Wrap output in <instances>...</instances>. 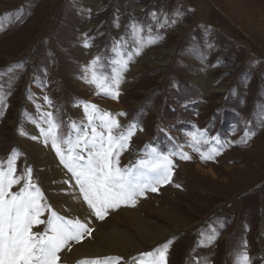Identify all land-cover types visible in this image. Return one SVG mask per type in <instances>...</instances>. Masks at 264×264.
<instances>
[{"label": "rangeland", "instance_id": "374dc122", "mask_svg": "<svg viewBox=\"0 0 264 264\" xmlns=\"http://www.w3.org/2000/svg\"><path fill=\"white\" fill-rule=\"evenodd\" d=\"M80 1L86 0H0V163L6 167L7 158L18 153L16 175L31 168L45 202L65 216L57 197L66 191H48L43 187L47 179L33 177L38 160L20 145V138L35 140L30 124L46 130V113H52L59 134L66 137L73 122L85 126L76 110L80 105L111 104L115 109L109 112L121 125L114 132L135 124L144 135L131 138L136 154L128 159L124 151L121 168L135 164L152 147L191 156L180 159L184 171L177 178L174 171L166 184L172 189L160 195L158 188L153 192L158 197L148 199L142 209L159 224L168 223L160 209L176 210L193 226L171 232L155 245H142L141 254L132 250L126 258L110 257L131 264L140 255V263L148 259L142 254L168 245L167 264H234L246 241L251 264H264V0H98L93 26L84 32ZM153 12L168 23L160 27ZM133 23L150 25L151 35L160 39L144 48L148 57L143 53L141 61L134 57L130 62L129 71H135L120 85L118 99L79 86L78 80L85 81L78 51L82 35L92 38V60L101 57L98 71L110 75L113 43L119 35L129 39ZM199 71L224 89L206 93L192 77ZM195 129L207 130L209 139L220 138L219 155L201 160L187 146V133ZM109 221L117 223L113 217ZM212 229L218 238L205 245Z\"/></svg>", "mask_w": 264, "mask_h": 264}, {"label": "snow or ice", "instance_id": "6c2138e0", "mask_svg": "<svg viewBox=\"0 0 264 264\" xmlns=\"http://www.w3.org/2000/svg\"><path fill=\"white\" fill-rule=\"evenodd\" d=\"M151 15L159 22L160 27L168 23L166 18L160 22L155 12ZM116 26L119 27V24ZM128 27L131 29L129 39L121 36L113 43L114 57L108 61L111 65L110 75L98 71L103 68L101 57H96L84 68L82 78L85 82L95 85L98 94L103 92L111 99H118L123 74L134 57L141 55L144 48L156 44L160 39L151 35L150 25L133 23ZM145 27L148 33L146 36ZM91 39L85 34V48L92 47ZM44 99L47 101L48 98ZM3 101L4 95L0 94V104ZM84 112L88 124L82 129L73 122L66 137L59 134L60 125L53 121L52 113H46L48 128H42L41 133L46 145L51 142L60 163L71 173V178H74L83 202L98 220L103 221L110 210L115 211L122 205L134 207L137 199L145 196L146 192H156L160 186L171 183L176 167L173 157L178 156L186 161L191 159L187 152L164 153L152 147L137 159L135 164L121 168L120 155L128 150L137 126L131 124L126 130L114 132V129L121 128V125L112 113L90 104L84 105ZM97 119L100 121L98 125L94 123ZM187 136L190 138L187 146L197 153L201 160H211L220 154V138L209 139L207 130L195 129L188 132ZM212 141H215V144ZM204 145L208 146L207 150L202 147ZM17 156L18 153L13 151L7 158L6 167L0 163V264H60L59 254L65 249L71 251L73 242L81 243L86 236H91L94 229L89 226L90 221L66 218L54 211L45 202L41 188L33 182L31 168H26L19 176L16 175ZM17 185L20 187L13 192V187ZM46 212L47 217L42 219ZM39 225H44L43 230L34 232L33 228ZM218 235L216 230L212 229L211 234L207 235L202 243L211 245ZM168 250V245H165L154 253H144L142 255L148 259L142 260L140 264H167ZM121 259L92 258L82 260L79 264H120ZM234 264H251L246 241L243 250L235 257Z\"/></svg>", "mask_w": 264, "mask_h": 264}, {"label": "bare ground", "instance_id": "6f19581e", "mask_svg": "<svg viewBox=\"0 0 264 264\" xmlns=\"http://www.w3.org/2000/svg\"><path fill=\"white\" fill-rule=\"evenodd\" d=\"M80 3L83 4L84 7V15L86 20L85 24L87 26L84 28V32L86 31V29L93 26L92 16L95 14L94 12L98 10L99 4L98 0H86L80 1ZM132 6L135 7L134 3L132 4ZM82 38L84 40V35H82ZM118 38H120V35ZM78 51L79 55L83 59L84 65H90L92 61L93 48H85L83 45H79ZM143 53L144 56L148 57L149 52L148 50L146 51V49H144L141 52V55L135 56L138 61H141L140 57L143 56ZM129 70L130 69L128 68V70L124 72V79L121 82V86L126 84L129 75L135 71L134 69L131 71ZM201 71L197 72L194 75L192 74V77L206 93L218 92L224 89L223 86L217 84L219 82L213 83L208 74L204 73L205 71ZM78 83L79 86L90 91H93L94 88H96L95 85L86 83L85 81L78 80ZM44 104V106L47 107L45 101ZM99 109L109 112V110H114L115 107H113V105L111 104H102L100 105ZM76 110L81 116L82 121H84L85 125H87L88 119L84 112V105H80L78 108H76ZM118 117L122 119V117ZM94 123L98 125L100 121L97 119L96 121H94ZM24 125H26V122H23L22 128L24 127ZM29 130L35 135V140L30 141V139L28 140L25 137H21L20 145L28 152L30 156L34 155V157L38 160V165L35 166L37 167V172L33 177L36 178L35 176H37L40 178L41 176H43L45 179H47L49 182L44 184L43 187H45V189H47L48 191H54L55 189L57 191L59 189L65 190V195H62L61 193L59 195L57 194V199L61 200L62 202L60 203L61 205L58 206V209H60L67 218H79L82 222L90 221L89 226L94 229L92 238H89L90 236H86L84 242H81L79 244L73 242L71 244V251L65 249L59 254L61 257L60 264H73L78 258L85 260L92 258L110 257L115 255H121L126 258L129 254L128 252L132 250H134L135 253L137 252L141 254L144 252V248L142 245H155L156 243L164 239L169 233L182 229H188L193 226V224H190L186 219L182 218L180 214L176 212V210L173 211L160 209V216L168 222V226L167 224L154 223L150 219V217H147L146 214H144V210L142 209V206L147 202L148 199L158 197L155 196L153 192H146V194L148 193V196L145 194L143 198L139 197L134 207L124 206L113 212L111 211L112 214L110 213L111 217L109 219L111 220L113 217V219H115L117 223L114 224L112 222V224L110 223L109 219L105 222H99L98 219L95 218L91 211L81 201V197H79V195L77 194L79 189L75 187L76 185L74 178H71V173H69L60 163L59 157L56 156L54 149L51 147V142L49 141L47 145L44 143L45 138L41 133V129L36 127L35 125L30 124ZM87 130L90 131V129ZM143 136L144 135L141 131H137L133 138H136L138 140L142 139ZM125 152L128 159L136 154L135 149L133 150L132 143H129V148ZM173 161L176 165V167L174 168V171H176L174 178H177L180 173L184 171V165L180 159L173 158ZM38 166H40L42 169L39 170ZM56 180L57 182H55ZM159 189L161 192L160 195H162L164 192L166 193L168 190L172 189V187L164 184L160 186ZM49 193L52 194V192ZM41 218L45 219L46 214ZM122 225H127L130 230L124 228V226L122 227ZM34 228L42 231L44 225H39ZM134 233L136 236H134ZM140 257L141 256L139 255L135 259H133L131 264H140L138 263V259Z\"/></svg>", "mask_w": 264, "mask_h": 264}]
</instances>
